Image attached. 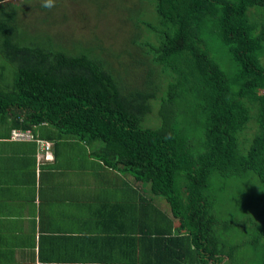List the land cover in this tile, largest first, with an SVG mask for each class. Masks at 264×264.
I'll use <instances>...</instances> for the list:
<instances>
[{"label": "trees", "instance_id": "16d2710c", "mask_svg": "<svg viewBox=\"0 0 264 264\" xmlns=\"http://www.w3.org/2000/svg\"><path fill=\"white\" fill-rule=\"evenodd\" d=\"M26 1L0 0V118L9 128L45 124L92 143L96 160L137 181L131 206L147 247L137 264L152 255L164 264H264V0L135 1L151 69L128 93L90 47L66 49L20 22ZM249 172L261 221L247 219L238 240L246 221L232 210L216 219L212 179L245 181Z\"/></svg>", "mask_w": 264, "mask_h": 264}, {"label": "crops", "instance_id": "0c3cea01", "mask_svg": "<svg viewBox=\"0 0 264 264\" xmlns=\"http://www.w3.org/2000/svg\"><path fill=\"white\" fill-rule=\"evenodd\" d=\"M9 127L0 118V264H137L136 181L92 143L45 124L16 140Z\"/></svg>", "mask_w": 264, "mask_h": 264}, {"label": "rangeland", "instance_id": "374dc122", "mask_svg": "<svg viewBox=\"0 0 264 264\" xmlns=\"http://www.w3.org/2000/svg\"><path fill=\"white\" fill-rule=\"evenodd\" d=\"M135 1L137 0H51L50 8L40 10L36 5L40 0H27L26 4L29 3V6L23 9L24 13L19 11L18 19L26 23L29 30L32 26V29L45 31L41 38H52L66 49H70V44L74 41L90 47L93 53L106 61L105 64L117 77L122 91L128 93L135 91L144 71L151 69V53L146 52L144 44V41L150 39L149 33L146 26L137 20L140 16L134 10L135 5L137 6ZM249 18L257 20L259 13L251 8ZM261 63L264 65V54ZM8 69L11 81L14 67L9 65ZM165 81L161 80L160 89L164 87ZM212 185L215 188L218 213L216 219L222 217V210L225 214L232 210L234 215L240 216L242 222L246 221L243 222L244 225H236V239L239 240L250 229L251 224L247 219L252 222L255 220L260 225L261 220L256 216L255 206L252 204L256 201L259 187L251 172L247 174L245 181L235 177L222 181L219 177H214ZM152 200L161 210L168 211L162 197L153 195ZM245 248L240 247L248 256L245 263L253 262L254 250L250 246Z\"/></svg>", "mask_w": 264, "mask_h": 264}, {"label": "built area", "instance_id": "2783aa9c", "mask_svg": "<svg viewBox=\"0 0 264 264\" xmlns=\"http://www.w3.org/2000/svg\"><path fill=\"white\" fill-rule=\"evenodd\" d=\"M9 138L11 139H16V140H29L33 138V135L30 131V129H18V128H13L9 131ZM38 140V139H37ZM43 141L38 140V145H42L43 149H48L49 148V142L45 141V143H42ZM41 147V146H40Z\"/></svg>", "mask_w": 264, "mask_h": 264}, {"label": "clouds", "instance_id": "9594fccd", "mask_svg": "<svg viewBox=\"0 0 264 264\" xmlns=\"http://www.w3.org/2000/svg\"><path fill=\"white\" fill-rule=\"evenodd\" d=\"M43 6L46 7V8H50L52 6L51 0H45V3H44ZM136 183H137V181H136ZM137 191H139V190L137 189ZM136 196H137V193H136Z\"/></svg>", "mask_w": 264, "mask_h": 264}]
</instances>
